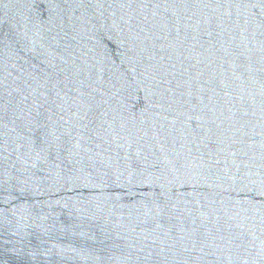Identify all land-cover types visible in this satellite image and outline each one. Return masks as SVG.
Instances as JSON below:
<instances>
[{
	"label": "water",
	"instance_id": "1",
	"mask_svg": "<svg viewBox=\"0 0 264 264\" xmlns=\"http://www.w3.org/2000/svg\"><path fill=\"white\" fill-rule=\"evenodd\" d=\"M0 264H264V0H0Z\"/></svg>",
	"mask_w": 264,
	"mask_h": 264
}]
</instances>
